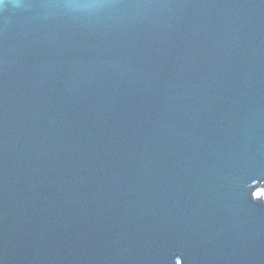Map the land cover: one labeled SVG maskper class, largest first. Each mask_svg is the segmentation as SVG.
Here are the masks:
<instances>
[{"label":"water","instance_id":"water-1","mask_svg":"<svg viewBox=\"0 0 264 264\" xmlns=\"http://www.w3.org/2000/svg\"><path fill=\"white\" fill-rule=\"evenodd\" d=\"M0 264H264V0H0Z\"/></svg>","mask_w":264,"mask_h":264}]
</instances>
